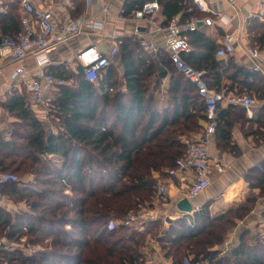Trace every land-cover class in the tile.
Listing matches in <instances>:
<instances>
[{
    "label": "trees",
    "instance_id": "obj_1",
    "mask_svg": "<svg viewBox=\"0 0 264 264\" xmlns=\"http://www.w3.org/2000/svg\"><path fill=\"white\" fill-rule=\"evenodd\" d=\"M158 1L165 26L175 15L182 20L194 15V0ZM127 3L128 10L136 9L143 0ZM0 5L5 7L0 13L1 42L16 37L22 26L19 0H1ZM249 32L252 43L264 42V23L254 20ZM185 36L193 50L182 57L206 71L209 87L247 94L253 89L264 97V76L235 65L231 58H217V43L201 31H188ZM118 52L125 68L123 78L113 62L97 81L88 80L81 67L72 71L59 67L54 76L71 83L53 91L48 110L51 128L34 116L26 93L11 91L4 96V107L21 121L14 124L9 139L0 135V172L17 176L0 188L17 202H25L26 208L0 205V240H6L0 243V264H146L147 236L157 235L159 224L150 223L142 231L123 221L131 211L152 205L159 178L173 175L185 153L184 136L200 130L204 134L208 120L204 100L166 49L159 50L160 65L137 41L123 40ZM227 64L234 72L225 73ZM167 75L168 89L162 99L155 90ZM235 75H243L238 84L246 89L235 91L222 83L224 76L237 81ZM238 108L231 104L217 109L214 134L218 138L229 142L230 116L244 115ZM248 180L264 194V161ZM254 200L248 194L246 204L217 217L204 207L189 225L179 218L175 232L161 236L172 264H264L261 234L245 231L231 255L218 249L236 216L249 212ZM111 220L120 223L110 228ZM47 238L48 249L25 253L20 246L34 248Z\"/></svg>",
    "mask_w": 264,
    "mask_h": 264
},
{
    "label": "crops",
    "instance_id": "obj_2",
    "mask_svg": "<svg viewBox=\"0 0 264 264\" xmlns=\"http://www.w3.org/2000/svg\"><path fill=\"white\" fill-rule=\"evenodd\" d=\"M206 1H213V8L219 9L225 15L226 21L219 20L218 14L200 10L194 3L195 11L192 17L195 16L200 19L212 17L216 21L212 24H206L201 21L197 30L214 40L218 47L221 45V40L226 34L231 33L237 37V49L233 54L222 58L218 57L215 53L216 57L223 60L231 58L235 65L264 76V42L262 44L252 43L249 32V26L253 24L254 20L264 23V8L258 11L257 7L259 0ZM38 2L44 7L52 6L56 10L67 12L73 17L81 15L92 16L103 23V27L99 30L88 27L84 28L79 36L72 38L67 43H60L51 52V59L47 70L55 76L58 73L59 67L62 66L71 71L76 70L75 53L86 45L96 44L101 51L113 54L115 49L119 47L117 43L120 39L122 41H137L139 43V36L154 35L159 49L158 51H150L148 54L151 59L157 63L160 62L158 53L159 50H164V31H157V27L154 24L148 23L145 20L137 21L133 19V12L137 8L128 10L129 3L127 2L129 0H110L111 14L109 17L105 16L101 11L103 0H95L91 4L80 1L75 2L71 6H64L59 0H38ZM162 19H164L163 15ZM137 26L140 28L138 32L136 31ZM250 49H256L260 54V70L254 68L255 59L249 52ZM112 62L116 64L119 76L123 78L125 68L120 60L119 52L114 56ZM23 63L26 65L28 76L35 75L38 72V67L32 57H28ZM19 64L18 62H9L4 67L3 74L0 75V95L2 97V101H0V135L5 139L11 137L14 124L21 121V118L17 114L9 112L2 104L4 96L11 91L26 93L28 105L34 112V116L46 127L51 128V118L46 109L35 104L30 99L28 91L21 80L12 78V72ZM226 66H228L226 74L234 72L235 69L233 67L229 68L228 64ZM242 77L243 75H235L233 78L237 81H234L232 77L224 76L222 83L230 87L233 86V90L236 91V89L239 90L243 87L241 84H238V81ZM168 79L169 75L163 79L160 88L155 90V94H160L162 99L165 98L164 96L167 93ZM67 83L71 82L67 81ZM243 88L246 89L245 87ZM122 89H126L125 85H122ZM249 92L256 97L257 103L251 109V113L245 108L238 106L244 112V115L241 114V116L238 115L237 117L235 114H232L230 116L232 126L229 142L218 138L214 134L209 138L207 143L209 156L212 160L217 159L220 161L225 166V171L216 173L215 170H212L209 175L210 183L194 197H189L188 194L189 187L194 178L192 173H182L179 171L173 175L161 176L159 178L160 187H165L167 193L162 194L159 189L152 197L151 203L160 211V217L141 227L131 226L143 231L150 223L157 221L159 224L157 235L149 233L147 236V247L149 249L146 247L145 250L146 264H172V257L166 254V249L163 247V243H167V241H162L161 236H164L168 232H175V227L179 226L177 223L179 218L184 217L186 223L189 225L194 221L195 213L204 207L208 209L210 215L213 217L223 215L234 209L237 210L241 204H246L248 202L246 201L248 194L255 197L251 210L243 216H236L233 228L226 233L225 239L218 249L225 255H231L232 250L240 243L245 231H248L252 235H264V194L260 193L259 188H252L248 180L252 174L256 173L257 168L262 167L264 161V97H258L253 89H249ZM229 106L230 104L222 102L219 104L218 109H225ZM201 123L206 125L204 120H201ZM20 132H23V130L20 129ZM186 137L184 136L185 141ZM31 177L29 175L26 176L27 179ZM183 198H188L195 207L196 211L194 213L187 214L177 208L178 201ZM21 205L23 204L21 203ZM14 209L16 210V208ZM118 223H120V220H117ZM23 250L25 253L29 252L25 251V249ZM192 256L193 254H190L189 258Z\"/></svg>",
    "mask_w": 264,
    "mask_h": 264
},
{
    "label": "built area",
    "instance_id": "obj_3",
    "mask_svg": "<svg viewBox=\"0 0 264 264\" xmlns=\"http://www.w3.org/2000/svg\"><path fill=\"white\" fill-rule=\"evenodd\" d=\"M83 1L91 4L95 0H59L64 6L74 5L75 2ZM101 11L109 17L110 0H103ZM195 5L202 11H208L218 14L219 20L226 21L225 15L219 9L213 8V1L194 0ZM21 8V32L16 37H4L0 42V75L3 74L4 67L11 61L20 63L12 72V78L21 80L28 91L30 99L37 105L42 106L48 112L53 99V91L67 81L60 77H55L47 70L50 63L51 52L60 44L67 43L72 38L79 36L84 28L99 30L103 27L101 21L92 16L73 17L67 12L59 11L52 6L44 7L38 0H19ZM258 11L264 8V0L257 2ZM4 7L0 5V13ZM133 19L145 20L154 24L157 31H164V49L169 52L170 58L183 75L194 85L199 96L206 105L207 126L204 134L193 135L190 140H186V150L179 159L178 166L173 171L190 172L194 178L189 187V197H194L199 191H202L210 183L212 170L216 173L225 171V166L217 159L212 160L208 153V140L215 133V118L219 104L222 102L237 105L245 108L249 113L256 105L255 96L247 93L226 92L209 87L204 69L195 68L187 63L182 55L193 50L192 45L185 36V32L198 29V23L203 21L206 24H212L216 21L212 17L200 19L191 17L182 20L179 15H175L165 26L162 24L161 5L158 0H143L142 5L134 10ZM140 30L137 26V32ZM122 43L120 39L117 43ZM140 46L145 51H158L159 46L154 35L139 36ZM116 45V46H117ZM237 49V37L231 33L226 34L221 40V45L216 50L218 57H225L233 54ZM118 52V47L113 54H107L101 51L96 44H89L75 53L78 67L83 68L84 75L88 80L97 81L102 71L114 59ZM252 57L255 59L254 68L260 70V54L256 49H250ZM32 57L38 67L35 75L28 76L25 59ZM0 101L2 97L0 95ZM213 166V167H211ZM17 176L11 173L0 172V185L16 180ZM162 194L167 193L165 187H160ZM5 198L4 192L0 188V204ZM196 211L195 207L191 212ZM160 217V211L154 207L143 206L137 210L131 211L123 221L134 227H141L144 224L155 221ZM117 224L116 220L110 221V228ZM187 264H191L187 262Z\"/></svg>",
    "mask_w": 264,
    "mask_h": 264
},
{
    "label": "rangeland",
    "instance_id": "obj_4",
    "mask_svg": "<svg viewBox=\"0 0 264 264\" xmlns=\"http://www.w3.org/2000/svg\"><path fill=\"white\" fill-rule=\"evenodd\" d=\"M76 66H77V64H76ZM78 67V66H77ZM178 73L176 72V75H177ZM197 134H203V131L202 130H200V131H198V133ZM191 137H193V136H190V135H188L186 138H188L187 140H190L191 139ZM5 194V198H4V201H3V203H1L0 205L1 206H4L5 208H8V209H14V208H18L19 209V207L20 206H22V207H24V208H26L25 206H23L24 204L23 203H25V202H23L22 204L23 205H21V203L20 202H17L16 201V199H15V196H11V195H8V194H6V193H4ZM25 239H26V237H23L22 238V242H24L25 241ZM50 238H47L44 242V244L43 245H38V246H35L34 248H32L31 246H28V247H25V246H23V243H22V245H20L21 247H22V249H25V251H29L28 253H30V252H32L34 249H43V248H45V249H48V247H46V243L48 242V240H49ZM0 243H6V240L5 239H2V240H0ZM48 246V245H47ZM50 247V246H49ZM148 248V247H147ZM149 249V248H148ZM1 264H6L5 262L4 263H1ZM18 264H23V263H18ZM24 264H27V263H24Z\"/></svg>",
    "mask_w": 264,
    "mask_h": 264
},
{
    "label": "water",
    "instance_id": "obj_5",
    "mask_svg": "<svg viewBox=\"0 0 264 264\" xmlns=\"http://www.w3.org/2000/svg\"><path fill=\"white\" fill-rule=\"evenodd\" d=\"M198 25H200V23H198ZM177 208L182 212L189 213L192 211L193 205L191 204L188 198H183L178 201Z\"/></svg>",
    "mask_w": 264,
    "mask_h": 264
}]
</instances>
